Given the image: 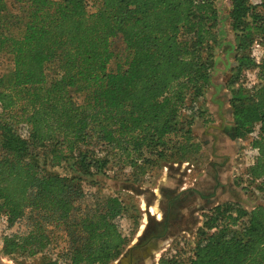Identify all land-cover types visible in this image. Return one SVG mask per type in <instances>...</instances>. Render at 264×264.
<instances>
[{
  "label": "trees",
  "instance_id": "1",
  "mask_svg": "<svg viewBox=\"0 0 264 264\" xmlns=\"http://www.w3.org/2000/svg\"><path fill=\"white\" fill-rule=\"evenodd\" d=\"M15 4L14 11L0 0V54L13 62L0 75V219L10 227L25 219L27 231L3 235L4 256L38 264L117 260L131 241L119 220L133 204L120 194L88 195L84 181L115 164L139 178L198 152L193 127L207 113L200 103L217 49L236 62L227 83L235 135L258 149L238 184L264 196V54L259 62L252 54L257 41L264 46V0H231L233 41L220 29L216 0ZM116 38L123 54L112 48ZM263 201L213 207L195 244L167 263L264 264ZM130 218L138 222V212ZM60 229L67 247L54 259L49 247Z\"/></svg>",
  "mask_w": 264,
  "mask_h": 264
},
{
  "label": "rangeland",
  "instance_id": "2",
  "mask_svg": "<svg viewBox=\"0 0 264 264\" xmlns=\"http://www.w3.org/2000/svg\"><path fill=\"white\" fill-rule=\"evenodd\" d=\"M89 1L93 7L99 3V0ZM7 2L10 8L15 11L17 8L15 0H7ZM216 3L220 11V29L225 35V41H233L235 34L232 31L231 20L229 18L231 0H216ZM112 48L117 52L124 53L123 43L118 38L113 39ZM216 55L220 57L217 59V68L215 71L217 74L213 75L212 73V81L213 83L220 84L221 91H218V89L216 91L212 87H209L205 99L200 103L207 113L203 118L198 119L193 127L195 141L200 146L198 152L189 153L185 160L178 159L175 162H173L174 160L161 161V167L150 169L139 178H135L132 175L133 170L130 166L121 170L115 164L106 174L86 178L84 181V191L88 195L97 191H101V193L106 195L120 194L127 202L133 204L132 209L139 214L138 222L130 218L133 210H130L129 213L119 220L120 228L124 233L130 235L131 241L118 259L138 239L142 229H144L146 221L152 218L150 210L157 213L160 212L158 206H160V202L162 201V188L170 189L178 186L197 185L203 189H210L213 187V171L216 168L220 172H223L220 176L221 186L219 187V191H221L219 192V199H217L219 204L232 201L239 202L245 207L251 208L256 203L264 200V196H257L252 190L246 191L242 185L238 184L239 180L243 182V172L248 167L250 161V158L247 157H249L251 148V137L242 141L233 136V130L231 133L226 131V128L229 127V118L227 117L228 111H225V105L231 94L227 88V83L231 76V69L236 62L233 57L223 54L218 49ZM112 66H115L114 62ZM12 69L13 62L11 57L0 54V75L8 73ZM220 109H222L221 113ZM230 129H232V126H230ZM59 171L61 173L66 172L62 168ZM242 184L245 185V183ZM212 208L208 207L204 211H198L199 214L190 221L186 232L175 239L173 248L167 252H159L160 255L163 254V259L161 258L162 261H160V264H168L166 260L171 255H175L183 247L189 250L195 244L196 231L203 222V215ZM26 231L27 221L25 219L19 221L12 227L8 226L7 222L1 221L0 241L5 234L22 235ZM67 241L66 232L63 229L57 231L56 239L49 247V253L54 259L62 257L67 247ZM133 258H124L123 263L129 264ZM0 264H38V259H28L20 262L17 259L4 256L0 250Z\"/></svg>",
  "mask_w": 264,
  "mask_h": 264
},
{
  "label": "flooded vegetation",
  "instance_id": "3",
  "mask_svg": "<svg viewBox=\"0 0 264 264\" xmlns=\"http://www.w3.org/2000/svg\"><path fill=\"white\" fill-rule=\"evenodd\" d=\"M227 128L228 133L232 130L234 133L230 126ZM213 172L214 183L210 189H203L197 185L162 188V201L158 206L160 212L150 210L152 218L146 221L138 239L129 246L120 259L111 264H124L123 259L130 257L134 258L129 264H160L163 254L160 255L159 252H167L173 248L175 239L186 232L190 221L199 214L198 211L219 204L217 199L221 191L220 176L223 172L216 168Z\"/></svg>",
  "mask_w": 264,
  "mask_h": 264
},
{
  "label": "built area",
  "instance_id": "4",
  "mask_svg": "<svg viewBox=\"0 0 264 264\" xmlns=\"http://www.w3.org/2000/svg\"><path fill=\"white\" fill-rule=\"evenodd\" d=\"M254 3H259L261 2V0H252ZM252 54L253 56L256 58V60L259 62L264 54V46L263 44L260 42V41H257L254 46H253V49H252ZM249 77L250 78H254L253 77V74H249ZM258 155V149L256 148H250V151H249V157L247 158H250V161L248 163V166L249 165H252L254 162H255V158L256 156ZM3 221V222H7V216L3 215L0 219V222Z\"/></svg>",
  "mask_w": 264,
  "mask_h": 264
},
{
  "label": "crops",
  "instance_id": "5",
  "mask_svg": "<svg viewBox=\"0 0 264 264\" xmlns=\"http://www.w3.org/2000/svg\"><path fill=\"white\" fill-rule=\"evenodd\" d=\"M216 71V70H215ZM215 71L213 72V75H216L217 73H215ZM215 73V74H214ZM213 75L211 76V80H210V87H212V89L216 90L218 89V91H221V87H220V84H217V83H213ZM216 88V89H215ZM218 94V93H217ZM207 95V94H206ZM230 97H231V94L229 95L228 97V100H227V104L225 105V111H228V115L227 117L229 118L228 120V124L229 126H232V129H234V137L236 138L235 136V124H234V120H233V115H232V110L230 108V103H229V100H230ZM212 101V100H211ZM228 108V109H227ZM222 109H220V113H221ZM198 124V123H197Z\"/></svg>",
  "mask_w": 264,
  "mask_h": 264
}]
</instances>
